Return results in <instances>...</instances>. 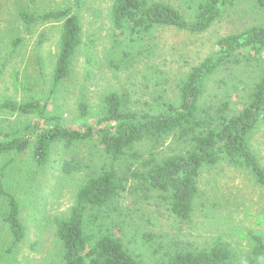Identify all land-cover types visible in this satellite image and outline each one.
<instances>
[{
	"label": "rangeland",
	"instance_id": "374dc122",
	"mask_svg": "<svg viewBox=\"0 0 264 264\" xmlns=\"http://www.w3.org/2000/svg\"><path fill=\"white\" fill-rule=\"evenodd\" d=\"M151 1L170 4L191 19L201 0ZM113 3L83 0L76 9L83 25V44L73 60L70 77L51 94L61 24L40 21L29 28L21 14L37 16L62 10L72 6L73 0H2L0 100L47 102L49 113L72 128L81 122V103L89 106L95 119L101 113L102 98L110 92L125 95L132 111L157 110V103H177L179 86L193 67L215 52L221 37L264 26V13L254 2L238 0L205 33L154 30L135 47L126 63L123 44H115L112 37L109 15ZM257 77L253 65L244 70L231 66V71L224 70L212 78L203 106L209 113L225 103L231 111L240 110ZM35 120L0 110V134L23 131ZM151 145L147 141L136 149L144 156L152 152L165 157L182 154L187 148L172 140L154 150ZM251 149L264 166V124L251 135ZM31 156V152L0 154V172L12 161L5 177L6 190L20 203L21 221L27 231L25 239L13 246L10 228L0 218V264H64L55 219L69 215L78 187L103 163L104 151L95 140L71 148L60 144L53 148L52 159L44 168ZM67 161L80 163L82 171L64 176L61 168ZM199 192L195 210L185 222L174 217L157 194L141 188L123 193L116 207L94 209L90 215L99 216V230L109 229L144 264H160L175 250L210 248L216 239L232 251L231 264H264L263 259L251 254L252 235L264 239V186L249 171L222 162L203 170ZM7 203L5 198L0 200L3 212Z\"/></svg>",
	"mask_w": 264,
	"mask_h": 264
},
{
	"label": "trees",
	"instance_id": "16d2710c",
	"mask_svg": "<svg viewBox=\"0 0 264 264\" xmlns=\"http://www.w3.org/2000/svg\"><path fill=\"white\" fill-rule=\"evenodd\" d=\"M82 1L73 0L68 8L37 16L21 14L29 28L40 21L61 24L51 94L70 77L73 60L83 44V25L76 12ZM237 1L201 0L188 19L167 3L114 0L109 15L112 37L115 44H123L127 63L135 47L154 30L175 28L190 34L205 33ZM252 1L264 13V0ZM1 8L2 0L0 12ZM251 65L258 77L240 110L231 111L225 103L214 113L207 112L202 101L212 78L224 70L231 71V66L244 70ZM157 105V110L132 111L125 95L110 92L102 98L101 113L95 119L89 106L81 103V122L72 128L49 113L47 102L0 100L1 111L38 119L23 131L1 133L0 154L31 152L33 162L44 168L52 159L53 148L60 144L71 148L76 143L95 140L104 151L103 163L96 172L88 173L78 187L69 215L55 219L64 264H144L109 229L99 230V216L90 215L94 209L116 207L123 193L140 188L155 193L174 217L185 222L195 210L199 179L206 168L227 162L249 171L264 186V166L251 149V135L264 124V26L221 37L215 52L187 74L179 86L177 103ZM169 140L187 146L185 152L165 157L151 152L144 156L136 149L148 141L154 150ZM11 163L0 172V200L5 198L8 202L4 212L0 209V218L9 226L16 246L25 239L27 231L21 221L20 203L6 190L5 177ZM80 171L82 166L75 161H67L61 168L67 177ZM251 239L252 256L264 260V239L256 234ZM233 258L232 251L216 239L210 248L175 250L160 264H231Z\"/></svg>",
	"mask_w": 264,
	"mask_h": 264
}]
</instances>
